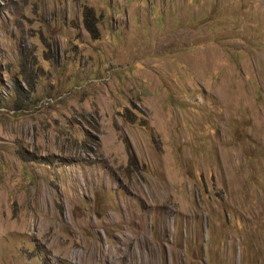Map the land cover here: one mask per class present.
Segmentation results:
<instances>
[{
    "label": "rangeland",
    "instance_id": "374dc122",
    "mask_svg": "<svg viewBox=\"0 0 264 264\" xmlns=\"http://www.w3.org/2000/svg\"><path fill=\"white\" fill-rule=\"evenodd\" d=\"M0 264H264V0H0Z\"/></svg>",
    "mask_w": 264,
    "mask_h": 264
},
{
    "label": "trees",
    "instance_id": "16d2710c",
    "mask_svg": "<svg viewBox=\"0 0 264 264\" xmlns=\"http://www.w3.org/2000/svg\"><path fill=\"white\" fill-rule=\"evenodd\" d=\"M83 21H84V26H85L86 31L92 35L93 34V31H94V28H93L92 24H90L89 22H87L85 18H84ZM131 159H132V156H129V160L130 161H131Z\"/></svg>",
    "mask_w": 264,
    "mask_h": 264
}]
</instances>
